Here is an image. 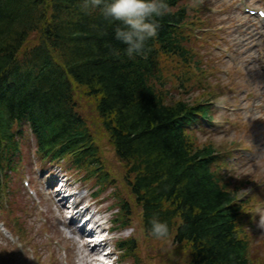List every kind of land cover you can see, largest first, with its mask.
Returning <instances> with one entry per match:
<instances>
[{
	"label": "trees",
	"instance_id": "obj_1",
	"mask_svg": "<svg viewBox=\"0 0 264 264\" xmlns=\"http://www.w3.org/2000/svg\"><path fill=\"white\" fill-rule=\"evenodd\" d=\"M169 3L145 54L130 59L115 25L99 9L85 11L83 0H0V168L17 148L15 124L27 116L43 153L58 160L75 154L73 162L103 188L109 175L92 115L78 104L83 98L94 103L124 165L146 230L154 214L167 220L169 237L190 249L189 264H260L249 259L242 236L239 191L215 167L214 147L197 145L190 133L200 118H211V100L175 101L164 89L168 61L185 72L201 69L181 33L188 5ZM34 33L39 42L30 47ZM118 205L130 214L123 199Z\"/></svg>",
	"mask_w": 264,
	"mask_h": 264
},
{
	"label": "rangeland",
	"instance_id": "obj_2",
	"mask_svg": "<svg viewBox=\"0 0 264 264\" xmlns=\"http://www.w3.org/2000/svg\"><path fill=\"white\" fill-rule=\"evenodd\" d=\"M198 1L213 5L212 7H227L224 9L225 11L219 12L217 17L210 18V21L205 24L206 26L209 23L208 26L221 24L222 29L219 30V35L213 34L212 29L202 31L194 29L195 33L192 29L190 30L192 38L189 42L195 51V61L201 66V69L196 72L194 68H188L189 70L185 72L186 68H183L178 60L168 61L164 89L175 101L182 99L190 103H202L215 100L214 102L218 103L217 110L212 108L215 121L218 124L211 126L210 123H206L203 125L199 133H192L193 141L200 146H212L218 153L228 154L231 152L227 160L228 164L224 165L223 163L227 167L224 170L226 179L231 180L230 188L239 191V197L247 201L246 215L254 217L258 231H263L264 69H262V59L264 58V36L262 37L259 33L264 32V25L253 18L245 17L241 10L237 11L235 7L231 6L234 2L239 3L240 0ZM198 1L194 0L193 6H196ZM248 3L255 8H264V0H248ZM213 11L216 10L213 9ZM38 41V36L34 33L29 38L27 45L32 47ZM228 55L230 56L228 57ZM182 73L185 75L184 79L179 78L183 75ZM78 103L84 114L92 115L93 138L101 148L102 162L111 174L110 180L118 181L120 184L125 176L124 165L116 157L110 138L95 113L94 103L91 102L90 105L89 101L83 100V98L79 99ZM24 138L21 148L24 163L19 169L25 170L20 175L15 173L11 205L9 204L8 211L0 213V220L5 221L13 231H16L13 228V223L18 224L21 227L20 235L26 238L21 237L23 242H20L24 247L20 251L17 248L19 245L5 240L0 234V248L10 249L11 253L7 257L0 255V264H49L52 261L50 257L56 256V249L61 264L64 263L61 258L65 259L62 256L68 250L69 264H88L83 259L86 258V254L81 247L82 244H75L74 239L68 240L71 232L63 224V222L66 223L65 218L61 211L54 208L53 202L45 198L43 193L45 191L37 174L39 168L43 167L42 169H45L49 174L48 178L51 175L55 176V173L67 176V178L69 175L70 182L75 184L73 180L77 178L66 172V167L70 163L60 162V166L36 163L39 168H35V160L30 159L37 150V144L28 127H26ZM76 171V169L71 170V172L77 173L78 171ZM26 179H30L32 187L34 186L36 192L39 193L38 200H41V210L45 212H40V209L35 205L38 204V201L32 198L29 188L24 183ZM91 184L89 185L92 186ZM125 189L126 187L122 185L121 190L125 192V198L128 201H134L131 193ZM112 191L110 188L104 195V197L109 196V201L101 206L103 210L115 203L110 196ZM41 215L45 220L48 219V225L40 221ZM133 216L137 227H140L141 209L133 210ZM63 229L67 230L66 234ZM49 241L53 246L49 245ZM55 241L59 242V247L55 245ZM253 241L254 257L258 258L262 264L264 263V232L257 238L254 237ZM157 243L156 249H159L160 255L153 264H188L190 262L189 251L185 245H177L172 238L161 239ZM51 252L54 254L51 255Z\"/></svg>",
	"mask_w": 264,
	"mask_h": 264
},
{
	"label": "clouds",
	"instance_id": "obj_3",
	"mask_svg": "<svg viewBox=\"0 0 264 264\" xmlns=\"http://www.w3.org/2000/svg\"><path fill=\"white\" fill-rule=\"evenodd\" d=\"M82 7L85 11L99 9L115 25V38L126 46L123 51L130 59L145 54L148 42L158 34L162 18L172 11L169 0H83ZM149 223L150 235L157 239L169 237L170 224L159 214H154Z\"/></svg>",
	"mask_w": 264,
	"mask_h": 264
},
{
	"label": "bare ground",
	"instance_id": "obj_4",
	"mask_svg": "<svg viewBox=\"0 0 264 264\" xmlns=\"http://www.w3.org/2000/svg\"><path fill=\"white\" fill-rule=\"evenodd\" d=\"M136 245L138 247H140V249L142 248V243L141 242L136 243ZM99 247L90 248L91 251L86 255L88 263H90V264H96L97 263L96 262L97 261L96 257H98L100 255ZM152 255H153V257H155L156 256V251L152 252Z\"/></svg>",
	"mask_w": 264,
	"mask_h": 264
}]
</instances>
